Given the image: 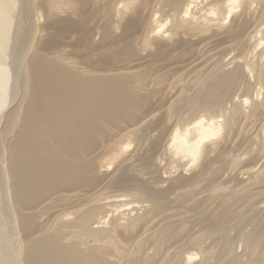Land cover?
<instances>
[{"label": "bare ground", "instance_id": "bare-ground-1", "mask_svg": "<svg viewBox=\"0 0 264 264\" xmlns=\"http://www.w3.org/2000/svg\"><path fill=\"white\" fill-rule=\"evenodd\" d=\"M0 66V264H264V0H0Z\"/></svg>", "mask_w": 264, "mask_h": 264}, {"label": "rangeland", "instance_id": "rangeland-1", "mask_svg": "<svg viewBox=\"0 0 264 264\" xmlns=\"http://www.w3.org/2000/svg\"><path fill=\"white\" fill-rule=\"evenodd\" d=\"M225 44V43H224ZM224 44H222L223 46H224ZM221 45V46H222ZM218 47H220V46H217V47H215V48H213V49H211V50H209V52H213V51H215V50H217V48ZM201 50H202V52H201ZM199 52H195V57H198V61H202L207 55L206 54H208L209 55V52L208 51H206L207 53H205L204 51H203V49H201ZM205 50V49H204ZM201 52V53H200ZM202 53H203V55H202ZM204 53H205V55H204ZM1 66H0V70H1ZM1 78H2V75H1V73H0V95L3 93V82H2V80H1ZM3 79V78H2ZM1 85H2V87H1ZM2 96V95H1ZM1 96H0V99H1ZM174 123L173 122H170V127L172 128ZM245 135H246V132H244V131H239L238 132V134H237V136H236V141L237 142H239V141H245V140H247L248 138H247V135H246V137H245ZM238 137V138H237ZM240 143V142H239Z\"/></svg>", "mask_w": 264, "mask_h": 264}]
</instances>
